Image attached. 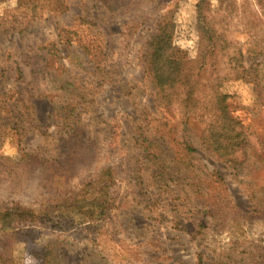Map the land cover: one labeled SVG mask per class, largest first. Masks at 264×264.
I'll list each match as a JSON object with an SVG mask.
<instances>
[{
  "label": "rangeland",
  "instance_id": "374dc122",
  "mask_svg": "<svg viewBox=\"0 0 264 264\" xmlns=\"http://www.w3.org/2000/svg\"><path fill=\"white\" fill-rule=\"evenodd\" d=\"M67 4L64 13L45 9L23 33L0 30V91L18 92L11 126L0 134V201L40 208L71 196L106 158L116 163L110 150L103 158L98 153L97 162L94 157L109 130L129 170L110 187L114 204L104 222L41 226L36 237L0 232V264H264V146L258 140L264 138V0ZM16 5L0 0V15ZM149 40L159 66L182 72L171 108L158 102L139 64ZM84 47L106 54L108 72L95 73L89 59L99 54ZM190 88L192 113L185 119ZM216 88L252 130L248 148L227 160L199 140L215 118ZM78 91L86 95L72 119L53 122L54 105ZM140 131L156 133L154 166L143 163L135 142ZM184 140L195 148L188 159L180 153ZM29 153L71 165L58 178L30 163Z\"/></svg>",
  "mask_w": 264,
  "mask_h": 264
},
{
  "label": "trees",
  "instance_id": "16d2710c",
  "mask_svg": "<svg viewBox=\"0 0 264 264\" xmlns=\"http://www.w3.org/2000/svg\"><path fill=\"white\" fill-rule=\"evenodd\" d=\"M42 2L46 4L42 5ZM67 8V0H17V5L11 14L0 15V30H13L23 33L35 20L43 18L45 9L46 11L56 10L58 13H64ZM66 40L68 41V37ZM83 50H85L86 54L90 53L87 51L99 54L97 58L94 59L93 57L95 56H93L89 59L96 74L102 76V73L108 72L107 67L102 66L107 56L101 49L84 47ZM138 59L142 71L155 88L158 102L164 108H171L175 97L180 93L183 85L181 81L182 72L172 65L159 66L157 64L153 40L147 41L145 46H142ZM52 61L51 57L49 59L47 57L44 60L43 68L49 70ZM18 73L20 74V71ZM67 84L68 82L65 80L64 85L67 86ZM72 93H75V91H70L68 95L71 96ZM192 94L193 92L190 88L183 99L182 105L185 119L192 113L190 109V105L193 103L191 100ZM85 95L86 92L78 91L76 97H72L70 101L63 102L59 108L54 105L53 112L51 113L53 122L59 120L70 121L77 110V105L80 106L83 99H85ZM17 97L18 92L16 90L7 89L0 91V134L2 128L11 126L10 119L13 118L12 106H15ZM74 99H78V102H73ZM212 103L215 115L214 121L201 129L199 140L201 145L205 146L214 155L220 159L227 160L228 157L237 151L248 148L247 146L251 142L249 137L252 130L241 124L237 117L232 114L227 102V96L219 92L217 88L212 93ZM15 129L18 130L17 127ZM173 131V128H169L167 134L171 135ZM66 133L71 134L72 132ZM112 136L111 130L105 132V139H103L105 144H96L94 157L97 162L99 158L98 153L110 150V153H113L117 157L116 163L106 158L102 164L96 166L95 172L89 178L80 183L81 186L78 190L73 191L71 196L66 199H61V202L33 208L17 200L0 201V232L25 230L36 237L35 230L41 226L48 225L50 228H62V225L68 224H99L104 222L109 217L114 204L110 187L119 179H123L124 174H121L122 170H129L127 165L122 163V159L118 158L119 154H116V152L118 153L119 146ZM155 136L156 133L152 136L140 131L135 138L138 149L142 150L143 163L146 160V164L152 163L153 166L157 164L158 153H160L155 142ZM256 137L257 139L259 138L258 136ZM258 140L264 146V138L262 137ZM20 142L21 140L19 141V145ZM194 152L195 148L192 144L184 140L182 142V151L180 152L182 156L188 159ZM24 155L30 158V163L34 164V166L49 167V170H53L54 175L58 178L64 177L65 172L62 170H68L71 165L68 164L64 167L57 158H45L38 153ZM73 155L74 152L69 151L67 156L73 157ZM103 157L104 153L102 154ZM187 163L188 161L185 164ZM124 173L126 175L128 172ZM199 226L201 227L202 225L200 224Z\"/></svg>",
  "mask_w": 264,
  "mask_h": 264
}]
</instances>
